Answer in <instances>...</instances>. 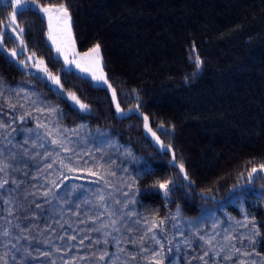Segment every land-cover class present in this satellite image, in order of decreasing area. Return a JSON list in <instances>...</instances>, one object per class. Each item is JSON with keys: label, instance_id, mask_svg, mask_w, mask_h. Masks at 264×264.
<instances>
[{"label": "trees", "instance_id": "16d2710c", "mask_svg": "<svg viewBox=\"0 0 264 264\" xmlns=\"http://www.w3.org/2000/svg\"><path fill=\"white\" fill-rule=\"evenodd\" d=\"M39 2L68 4L73 16L77 48L87 51L96 43L101 45L104 71L117 90L121 108L140 105L139 112L149 117L150 126L160 139L172 146L176 162L184 164L189 178L194 182L190 191L178 189L168 200L156 192L152 187L156 181L177 178L179 170L172 166V156L158 150L146 133L140 115L131 112L125 118L119 117L115 102H110L109 92L94 87L87 79L81 78L84 74L76 70L65 72L62 59L59 62L52 59L56 55L54 48L48 46L47 24L39 13L25 11L21 15L18 12L17 23L25 30L26 54L34 52L43 59L49 70L60 77L64 90L75 93L83 103L88 104L92 114L74 111L60 96L50 92L47 84L18 70L10 56L4 54H0V80L9 83L31 81L45 101L63 110V118L58 121L56 118L58 123L106 130L115 143L130 149L132 160L128 167L121 163L119 146L112 152L108 150L102 154L101 162L107 170L110 168L116 173L113 176L116 178L113 188L115 199L122 197L117 189L127 191L129 195L131 191L138 190L134 208L129 205V208L123 209L125 212L134 210L138 215L125 217L120 222L137 231L127 233L122 228L125 238L138 236L145 231L149 225L144 223L143 218L151 221L156 213L157 220L177 216L184 221L208 212L221 217L224 208L232 217H240V208L229 202V190L237 183H246L239 176L241 172L246 175L251 167L264 163V0ZM11 11V6L0 4V24L7 20ZM3 43L6 49L18 48L17 42L7 36ZM193 46L204 61L196 75H193L195 65L189 59ZM18 58L24 59L23 56ZM133 90H136L135 94ZM125 93L129 95L125 97ZM136 94L139 100L134 98ZM160 124L169 129L168 134L158 127ZM145 166L151 169V175H142ZM40 167L47 175V168L42 163ZM27 170L32 175L36 171L32 165ZM16 178L24 177L18 173ZM52 178L57 180L54 175ZM32 183L38 188L44 185L41 191L48 187L41 176ZM127 184L133 185L132 190L127 188ZM254 184L256 191L236 200L241 203L249 219L254 220L260 233L253 246L244 247L243 251L254 252L255 259L259 260L264 258V192L260 191L264 180H256ZM24 186L27 187V184ZM79 191L71 194L68 189L61 188L62 194L67 193L64 201L70 199L72 204L62 201L54 210L61 224L68 221L64 229L54 225L57 233L63 234L67 230L69 235L78 237L76 241L67 242L77 245L72 252L57 253L52 257L57 264H61L60 256L70 260L73 256L87 255L91 250L80 247L79 238L85 232L93 239L98 238L100 233L88 230L104 224L105 216L98 211L97 204L85 203L87 198L84 196L78 199ZM209 193L215 199H205L201 195ZM123 199H120L121 202ZM42 200L37 197V202ZM52 203L57 204L55 200ZM77 211L79 216L74 214ZM17 215L23 213L18 212ZM135 220H140V224H134ZM37 223L43 227L44 218ZM165 227L170 235L174 233L168 221ZM183 231L184 238H187V229ZM177 239L182 238L178 236ZM56 243L63 246L65 242ZM242 243L247 244L246 240ZM145 246L150 247V242ZM133 247L127 245L128 250ZM108 250L114 251L111 246ZM3 251L0 249V255H3ZM195 252L198 253V250L195 249ZM9 264H12L10 259ZM76 264L85 262L77 260ZM137 264L148 262L138 257ZM178 264H185V261L181 259ZM193 264L196 262L193 261ZM220 264L223 263L220 261Z\"/></svg>", "mask_w": 264, "mask_h": 264}, {"label": "snow or ice", "instance_id": "6c2138e0", "mask_svg": "<svg viewBox=\"0 0 264 264\" xmlns=\"http://www.w3.org/2000/svg\"><path fill=\"white\" fill-rule=\"evenodd\" d=\"M0 4H7L12 7V11L8 13L7 20L3 24H0V54L10 56L12 63L18 70L25 72L28 76H34L41 83L47 84L48 90L60 96L74 111L81 114H92V110L88 104L83 103L75 93L64 90L60 77L49 70L47 63L43 59H40L34 52L26 55L28 48L23 39L25 30L19 27L17 23V13L19 12L22 15L25 11H35L46 21L48 46L50 49L54 47L57 54L52 59L55 62H59L62 57L65 72L73 71L74 69L71 67L73 65L75 68L80 69V73L86 74L82 75L81 78L87 79L94 87L102 88L104 91L109 92L110 102H115L114 107L118 116L121 118L126 117L125 110L121 108L117 99V90L109 83L107 74L104 71L101 45L96 43L93 47L82 53L76 50L73 16L67 3L41 4L39 0H0ZM5 36L17 42L19 51L15 48H5L3 43ZM20 56H23L24 59H19L18 57ZM189 59L195 65L196 72L193 75H196L202 69L204 61L199 57L195 46L190 50ZM24 83L31 84V81H25ZM135 92L136 90H133V94ZM21 93L24 94L23 99L33 106L45 103L34 89L31 91L24 87L11 89L3 80H0V100L6 101L7 108L11 109L13 113L17 107L24 108V104L19 103V100L16 103L12 102V98H19ZM124 95L127 97L129 94L125 93ZM134 98L139 100L138 94L134 95ZM139 107L140 105L137 104L135 108L128 109V112H135L141 116L143 127L158 150L170 154L172 156V166L179 170L176 179L156 181L152 187L156 192L162 194L165 200L170 199L172 193L178 189L190 191L194 182L189 178L184 164L176 162V154L172 151V146L165 144L156 131H153L149 123V117L140 113ZM35 111L39 113L47 111L48 115L56 117L57 121L64 116L63 110L58 106L47 104L44 107H36ZM0 114L10 116L7 123L3 119H0V249L4 250L3 255H0V264H9V259L12 261V264H57L56 260L52 259V257L57 253L72 252L73 249L77 248V245H69L67 242L76 241L78 237L77 235H69L67 230L63 234H59L54 227V225H59L61 229H64V224L68 223L65 220L64 224H61L54 215L57 205L64 201V196L67 195V193L62 194L61 192L63 181L68 179L67 175L61 172L60 175L63 177V180H60L59 183L55 179L49 180L48 177H45L48 187L43 191L40 188H43L44 185L38 188L35 183H32L38 176L43 175L44 168L40 167L41 161H46L52 156V153L47 150L41 153L38 149L44 148V144L47 142L50 145L57 146L61 151L72 152L75 155L76 153L73 148L69 146L70 143L74 142L66 134L79 136V129L86 128V125H78L73 129L57 126L54 130H51L47 124L38 122L35 128L20 127L17 129L14 127L17 121L20 124H24L28 119L33 118L32 112L25 110L23 115L11 116V114L4 112L3 104H0ZM158 127L165 134H168L169 129H166L163 124H160ZM41 129L45 131L42 132ZM53 131H55L57 138L49 140L48 137H53ZM21 133L24 134L23 141H16V136ZM93 142L97 143L98 151H102L105 144L112 146L110 138L100 129L96 130ZM56 155L59 156V151L56 152ZM128 155L131 156V153H128ZM60 164L68 171L75 172L78 170L64 164L63 161H60ZM21 165L22 167H20ZM29 165L35 168L34 175L27 170ZM52 166V163L44 165L47 169H51ZM102 169H104V165L97 161L95 171L92 169H86V171H88L91 177L96 178L92 181L93 183L100 185L103 182L108 188L114 187L112 182L106 177L115 176L116 173L111 171L110 168L106 171H102ZM18 173L22 174L24 178L17 179L16 174ZM151 174V169L145 166L142 175ZM30 175L31 179H29ZM239 176L246 183L233 185L228 193L230 200L242 198L244 194L256 191L254 181L264 180V163L251 167L246 175L244 172H241ZM77 179H85V177H77ZM26 184L27 187L24 186ZM64 187L68 188L69 192L77 189L80 190L78 199H82L85 195L83 191L85 186L83 184L72 185L70 187L65 185ZM30 188L32 190H29ZM127 188L132 190L133 185L127 184ZM117 191L124 198L123 202L115 199L112 193L108 194L109 197H112L115 204L120 205V208L116 211L109 210L110 205L104 194L94 193L98 204V211H100L101 215H106L109 218V223L88 230L100 233L98 238L93 239L87 232L79 238V246L83 247L86 251L91 250L87 255L73 256L70 260L65 259L64 256H60L61 264H76L77 260L84 261L85 264H137L138 257L146 260L148 264H178V261L181 259L185 261V264H193V261L196 264H220V261L231 262L234 257L239 264H256L254 252L242 251V248L252 247L256 236L260 233L254 220H249L243 208H241V211L244 213V219L234 221L236 227L232 228L230 226L225 232L222 237L223 243L217 241V236L220 233L215 231L219 227V224L216 222L212 224V235L200 234V229L206 222L204 219H201L195 228H192L191 222H189V236L192 239H188L184 238V231L179 223L176 222L177 216L163 217L157 220L156 216L158 213L153 215L151 221L143 218L144 223L149 225L145 231L141 232L138 236L125 238L121 231L122 228L127 233L137 231V229L128 227L120 222L125 217L131 218L138 215L134 210L123 211V209L129 208V205H132L134 208L137 204L135 196L138 190L131 191V195L122 189H117ZM260 191L264 192V185L261 186ZM201 195L205 199H215L210 193ZM37 197L43 198L42 202H37ZM53 200L57 202L56 205H53ZM64 202H67L69 205L72 204L70 199ZM84 202L91 203V201L87 200ZM46 205L48 206L47 209L45 208ZM78 207L79 205L77 204ZM18 212L23 213V215H17ZM74 214L80 215L79 211ZM112 217H118V219H112ZM41 218L45 220L43 227L37 223ZM218 219L216 218L217 221ZM227 219L233 220L234 218L227 217ZM169 220L173 222L172 229H174V233L171 235L165 227V223ZM25 221L27 223H24ZM80 223H84V221H80ZM133 223L139 225L140 220H135ZM69 227H71L70 224ZM240 229H244L245 231L242 232ZM233 232H235V235ZM178 236L182 239L178 240ZM237 239L241 242V247H236V244L233 243ZM86 240L88 241L87 245H85ZM244 240L248 241L247 245L242 243ZM56 241H63L65 243L61 246ZM148 242L151 244L150 247L145 246ZM127 245H133L134 247L132 250H128ZM110 246L114 251L110 252L108 250ZM196 248H199L202 254L196 253ZM144 253H147V255L141 256ZM17 254H19V259L17 258ZM41 257L43 259H40ZM241 257L247 259H241ZM260 260L261 264H264V258H260Z\"/></svg>", "mask_w": 264, "mask_h": 264}, {"label": "rangeland", "instance_id": "374dc122", "mask_svg": "<svg viewBox=\"0 0 264 264\" xmlns=\"http://www.w3.org/2000/svg\"><path fill=\"white\" fill-rule=\"evenodd\" d=\"M47 31H48V29H47ZM16 49H17V51H19V48H16ZM76 50L81 52V53L85 52V51H80L77 48V45H76ZM54 52H55V49H54ZM28 54H30V53H28ZM55 55H57L56 52H55ZM61 59L63 60L62 57H61ZM71 67H73L74 70L80 72V69L75 68L74 65ZM84 75H86V74H84ZM24 82L25 81H19L16 83L5 82V84L10 86L11 89H19L20 87H24L29 91L34 89L35 92L38 95H40V93L36 90V88L34 86H32L31 84H26ZM109 83H110V81H109ZM23 95L24 94L21 93V96L19 98H12L13 103H16V101L19 100V103L24 104L23 109H21L20 107H17V109L15 110L14 113L12 112L11 109L7 108V102L6 101L0 100V104H3L4 112L11 114V116L23 115L25 110L32 112L33 118L28 119L24 124H20L19 121H17V123L14 125V127H16L17 129L20 127L35 128L38 122L47 124L49 129H51V130H54L55 127H57V126H59L61 128H67V129L76 128L74 126H67V125H62V124L58 123L56 121V117L49 116L47 111H45L44 113H39V112L35 111L36 107H44L45 104L55 106V105H52V104L48 103L47 101H45V99L42 97V95H40L41 99H43L45 103L44 104H37L35 106L26 102L23 99ZM124 110H125L126 114L130 113V112H128V109H124ZM0 119H3L7 123L10 119V116H5V115L0 114ZM100 130L103 131L104 133H106V135H107L108 132L106 130H103V129H100ZM41 131L43 132L45 130L41 129ZM145 131H146V129H145ZM153 131H155V130L153 129ZM66 135H69L70 140L72 142H74V143H70L69 146L73 148L74 152L76 153L75 155L72 152L61 151L57 148V146L50 145L47 142H45L44 148L38 149L41 153H43L45 150L52 153V156L49 159H47L46 161H41L43 166L46 163H52V165H53L51 169H46V170H48L47 175H45V173H46L45 171H44L43 175H40L42 180H43V183H45V177H48L50 180H53V178H52L53 175L55 178H57V182L59 183L60 180H63V177L60 175V173L64 172L67 175L68 179L63 181V185L61 186V188L65 189V187H64L65 185L70 187L72 185L83 184L85 186V188L83 190L85 192L84 197L87 198L86 199L87 201L90 200L92 203L97 204L94 193H102L106 196V199L110 205V208H109L110 211H116L117 209H119L120 206H117L114 203L112 197H109V195H108L109 193H112L113 197L116 196L115 190L113 189L115 187L114 183L116 181V178H114L113 176L106 177L114 185V187L108 188L106 185L103 184V182H101L100 185L93 183L92 181H94L96 178L91 177L89 175L88 171H86V169H92L93 171H95L97 161H99L101 163L103 160V159H101V157H103L102 154H104L108 150H110V152H112L113 150L118 148L119 145L117 143H115V139H112L109 135H107L110 138V144L112 146L105 144V145H103L102 151H98L97 150V147H98L97 143L93 142V137L96 135V130H93V129L91 130V129L86 127V128L79 129V136H75V135H71V134H66ZM52 138H57L55 131H53V137H48L49 140ZM23 139H24L23 133L16 136V141H23ZM16 141H14V142H16ZM119 148L121 149V150L119 149L120 150L121 163L123 164L124 167H126V166L128 167V165L130 164V162L132 160V154H131V156L128 155V153H131L130 149L126 146H124V147L119 146ZM57 151H59V156L56 155ZM53 161H55V163H53ZM60 161H63L64 164L69 165L71 168H75L78 170L75 172L68 171L67 169H65L61 166ZM106 170H107L106 167H104V169H102V171H106ZM77 177H85V179H77ZM66 189H68V188H66ZM77 190H75V191H77ZM75 191H72V192L68 191V192L71 194H75L76 193ZM121 198L122 197H118V200H120ZM236 199L237 198H233V199L229 200V202L236 204L240 208V217H236V218L232 217L229 214V212H227L224 208H222L223 215L221 217H215L212 213L208 212V213H206L207 215L203 214V215H200L196 218H187L184 221L177 218L176 222L179 223L180 227L183 230L187 229V238L188 239H190L189 222H191V227L195 228L201 219H204L206 221L204 223V226L200 229L201 235H206V234L212 235L213 234L212 224H213V222H216L219 224V227H217L215 229V231L220 233V235L217 236V241H220L221 243H223L222 237L224 236L225 232L230 228V226L232 228L236 227V225L234 224V221L244 219V213H242V211H241V208H243V207L241 206V203H239ZM97 206H98V204H97ZM104 216H105L104 224L109 223V218L106 215H104ZM227 217H232L234 219L228 220ZM216 218H219L218 221L216 220ZM112 219H118V217H112ZM168 223L170 224L171 229H172V223L173 222L171 220H169ZM240 231L244 232L245 230L240 229ZM233 234L235 235V232H233ZM246 242L248 243L247 240H246ZM233 243L236 244V247L237 246L241 247V245L238 244L237 240L233 241ZM243 244L245 245V243H243ZM243 248H242V251H243ZM245 248H248V247H245ZM196 249L198 250V253L202 254V252L199 248H196ZM246 251H247V249H246ZM241 259H247V258L241 257ZM221 263H223V264H239V262L236 260L235 257L233 258V261H231V262L221 261ZM256 264H261V260L256 259Z\"/></svg>", "mask_w": 264, "mask_h": 264}]
</instances>
